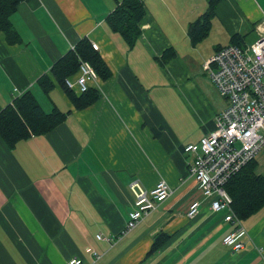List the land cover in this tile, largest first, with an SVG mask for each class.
<instances>
[{"label": "crops", "instance_id": "0c3cea01", "mask_svg": "<svg viewBox=\"0 0 264 264\" xmlns=\"http://www.w3.org/2000/svg\"><path fill=\"white\" fill-rule=\"evenodd\" d=\"M120 1L21 0L9 16L15 40L0 31V111L30 91L45 112L66 113L12 148L0 136V264H66L72 257L84 264H258L264 205L241 220L243 249L225 246L232 224L202 198L184 147L211 131L227 106L202 63L233 35L239 45L258 37L264 0H220L208 34L195 43L188 28L209 1L142 0L131 44L108 24ZM83 37L97 43L111 74L89 81L98 99L76 109L50 69ZM165 50L174 55L163 62ZM44 74L53 84L47 93L38 84ZM255 161L254 172L264 176V146ZM159 179L169 197L123 232L134 209L130 181L150 190ZM193 200L201 205L188 218ZM159 232L167 239L149 254Z\"/></svg>", "mask_w": 264, "mask_h": 264}, {"label": "built area", "instance_id": "2783aa9c", "mask_svg": "<svg viewBox=\"0 0 264 264\" xmlns=\"http://www.w3.org/2000/svg\"><path fill=\"white\" fill-rule=\"evenodd\" d=\"M256 29L258 37L253 42L220 47L202 64L218 93L227 100V106L215 115V126L211 131L184 147L192 157L189 172L202 198L208 201L212 211H222L223 219L232 224V230L222 239L232 251L243 249L246 230L232 210L231 197L224 186L232 175L255 159L264 146V19ZM91 45L98 49L97 43L91 42ZM97 77L91 64L80 60L74 77L65 78L64 84L68 89L82 93L89 88V81ZM129 189L134 197V209L128 214L123 232L132 230L171 193L164 179H159L150 190L132 180ZM200 205V200L191 201L186 216L194 218ZM86 250L96 255L91 248ZM66 264L84 262L72 257ZM258 264H264V259Z\"/></svg>", "mask_w": 264, "mask_h": 264}, {"label": "trees", "instance_id": "16d2710c", "mask_svg": "<svg viewBox=\"0 0 264 264\" xmlns=\"http://www.w3.org/2000/svg\"><path fill=\"white\" fill-rule=\"evenodd\" d=\"M21 0H0V31L7 33L10 42L15 40L10 32L9 16ZM220 0H210L208 10L194 21L188 28V34L192 43L204 38L209 31L210 19L214 15L216 4ZM144 14L142 0H122L108 16V24L112 29H118L124 35L128 43H133L139 34L138 23ZM232 44L239 45L238 35L232 36ZM174 55L173 50H165L162 54L163 62L170 60ZM80 60H85L94 68L97 76L108 78L110 69L93 49L91 42L83 37L72 49L58 58L51 66L50 72L57 83L69 95L76 109L85 108L98 99L97 91L88 88L80 94L68 89L64 79L74 75L78 69ZM39 86L45 93L52 89L51 77L42 75L38 79ZM66 113L54 107L50 112H45L30 91L22 93L0 111V136L9 148H12L19 140L33 134H43L62 122ZM255 159L250 160L237 173L232 175L225 183V190L231 197V208L239 219H244L253 214L264 205V176L256 174L254 168ZM167 234L159 232L152 240L149 254L156 252L166 241ZM147 253V254H148Z\"/></svg>", "mask_w": 264, "mask_h": 264}, {"label": "rangeland", "instance_id": "374dc122", "mask_svg": "<svg viewBox=\"0 0 264 264\" xmlns=\"http://www.w3.org/2000/svg\"><path fill=\"white\" fill-rule=\"evenodd\" d=\"M121 1H122V0H121ZM208 1L210 2V0H207V2H208ZM206 9H207V8H206ZM206 9H205V10H206ZM255 38H256V37H255ZM251 39L253 40L254 37H252ZM251 39H250V40H251ZM252 40H251V42H252ZM240 46H244V45L241 44ZM202 64H203V63H202ZM201 71L205 74L206 77L209 78L208 74L205 72V70H204V68H202V66H201ZM209 79H210V78H209ZM210 81H211V80H210ZM211 83H212V82H211ZM212 84H213V83H212ZM213 86H214V85H213ZM214 87H215V86H214ZM215 89H216V88H215ZM217 92H218V91H217Z\"/></svg>", "mask_w": 264, "mask_h": 264}]
</instances>
